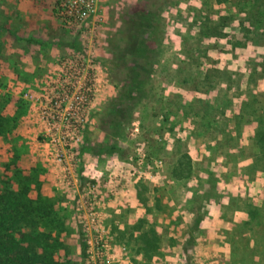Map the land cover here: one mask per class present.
<instances>
[{"label":"rangeland","instance_id":"1","mask_svg":"<svg viewBox=\"0 0 264 264\" xmlns=\"http://www.w3.org/2000/svg\"><path fill=\"white\" fill-rule=\"evenodd\" d=\"M111 3L102 0L94 19L95 42L91 48L102 91L86 131L114 93L112 70L104 63ZM229 7L239 12L235 14L238 21L246 18L239 8L264 14V0H237ZM181 8L182 13L173 8L167 14L170 51L158 67L152 97L140 111L129 138L121 143L122 150L98 160L86 145L81 154V195L92 184L97 188L93 195L97 213L93 216L85 214L78 193L58 182L37 139V112L23 97L24 89L35 86V77L44 75L46 65L73 50L64 42L75 37L81 40L82 32L65 25L52 10L45 47L40 49L44 52L40 51L39 59H45L42 69L25 74L0 72V187L16 192L34 206L33 227H22L51 234L38 249L48 264H264V157H258L259 148L250 139L252 125L257 122L248 123L252 117L247 114L241 125L236 122L228 100L238 90L221 83L208 94L202 91V84L194 89L182 83L187 71L177 67L179 60L185 59L182 52L189 47L188 42L197 38L193 33L197 29L190 27L189 13ZM9 18L0 14V65L3 60L11 61L2 56V46L24 44L22 49L30 53L33 48L16 39L1 40L3 32L13 33L7 25ZM86 34L89 36L90 31ZM229 34L221 44L228 50L221 53L222 58L210 50L214 59L221 58V66L230 65L233 72L251 55L263 54V45L237 47V58L231 53L232 44L244 40V34L234 29ZM85 42L89 45L87 38ZM13 60L29 63L21 58ZM244 90L242 100L252 99L257 91L264 93V82L257 91ZM260 99L264 102V95ZM93 131L91 137L95 139L97 130ZM183 154L188 155L193 173L189 179H176L172 170ZM194 202L201 205L202 220H198L197 208L186 207ZM248 204L260 206L263 235L257 230L260 235L249 233L247 245L234 232L245 229ZM195 222L201 223L200 231L193 228Z\"/></svg>","mask_w":264,"mask_h":264},{"label":"trees","instance_id":"2","mask_svg":"<svg viewBox=\"0 0 264 264\" xmlns=\"http://www.w3.org/2000/svg\"><path fill=\"white\" fill-rule=\"evenodd\" d=\"M236 1L112 0L105 32L107 57L103 61L105 66L112 70L110 76L114 93L101 105L100 110L96 112V123L86 131L87 145L94 157L102 160L110 154L120 152L121 143L129 138L140 111L153 95L158 67L170 51L167 14L173 8L182 13L181 7L189 13L190 27L197 29L193 32L197 34V38L188 42L189 47L182 52L185 59H180L177 67L187 71L182 83H189L194 89L202 84V91L208 94L221 83L228 89L238 90L234 92L233 98L228 100L233 105L235 120L241 125L247 114L252 117L248 123L257 122L252 125L253 133L250 139L255 141L259 148L258 157H264V102L260 99L264 93L257 91L261 81L264 82V52L261 56L251 55L245 65L233 72L230 65H220L221 53L228 51L226 46H221L222 41L233 29L244 34V40L232 44L233 55L237 47L264 46V14L258 10L239 8L246 18L244 21H238L235 14L239 12H233L229 7V3ZM64 43L69 48L81 49L78 37ZM210 50L221 55L219 61L214 59ZM235 56L239 58L240 55ZM244 89L248 92L256 90L258 93L252 99L243 101ZM93 129L97 130L95 139L91 137ZM192 173L193 167L189 157L183 154L176 162L172 174L176 179H189ZM239 198L242 200L241 195ZM188 206L193 207L194 211L197 208L198 220H202L204 212H201V205L198 207V203L194 202L186 207ZM248 207L246 220L243 221L245 229L234 232V235L238 233L240 241L247 245L250 240L249 233L262 234L260 225L263 223L260 206L248 204ZM33 211L34 206L22 196L0 187V264H48L38 249L43 248L51 234L45 231H26L22 227L23 224L33 227ZM195 223L193 228L200 231L201 223ZM83 258L85 259L86 255H83Z\"/></svg>","mask_w":264,"mask_h":264},{"label":"built area","instance_id":"3","mask_svg":"<svg viewBox=\"0 0 264 264\" xmlns=\"http://www.w3.org/2000/svg\"><path fill=\"white\" fill-rule=\"evenodd\" d=\"M102 0H56L55 14L67 26H76L83 48L59 55L36 78L33 89L24 90L23 97L33 103L39 121L38 142L51 161L58 182L82 198L86 215H95L92 184L81 195L79 164L86 149V129L91 114L100 101L99 67L91 45L95 42V18ZM93 16V17H92ZM93 24V28H88ZM90 31L89 36L86 34ZM87 36V37H86ZM86 38L89 45L86 44Z\"/></svg>","mask_w":264,"mask_h":264},{"label":"crops","instance_id":"4","mask_svg":"<svg viewBox=\"0 0 264 264\" xmlns=\"http://www.w3.org/2000/svg\"><path fill=\"white\" fill-rule=\"evenodd\" d=\"M54 3L56 4L55 0H0V14L2 17L10 15V21L7 25L13 30V33L10 34L3 32L1 34V40L3 42H10L16 39L18 42L30 43L33 47L30 53L22 49L25 47L24 44H17L14 42L13 45H9V47L3 48L2 46V56L5 58L9 57L11 61L9 63L3 60L0 65V72L9 71L11 73L18 72L25 74L29 71L35 72V70L45 65V59L41 57L42 60H40L39 55L40 51L44 52V50L40 49L45 47L44 42L50 30L51 12L52 10L55 11ZM9 12H11V14H9ZM4 45L6 46V44ZM26 53L31 56L26 55ZM25 57L27 59H24ZM14 58H21V61H28L29 63H16L15 60H13ZM40 61L43 63H40ZM15 88H17L18 91L22 90L20 86H16Z\"/></svg>","mask_w":264,"mask_h":264}]
</instances>
